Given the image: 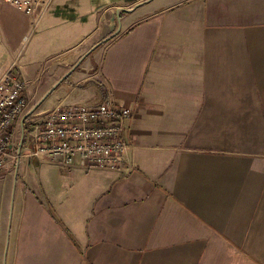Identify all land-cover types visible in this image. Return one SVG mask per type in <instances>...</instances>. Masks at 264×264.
Returning <instances> with one entry per match:
<instances>
[{"label": "crops", "instance_id": "crops-1", "mask_svg": "<svg viewBox=\"0 0 264 264\" xmlns=\"http://www.w3.org/2000/svg\"><path fill=\"white\" fill-rule=\"evenodd\" d=\"M16 57L0 264H264V0L0 4V76ZM104 100L131 111L133 171L23 157L45 114Z\"/></svg>", "mask_w": 264, "mask_h": 264}, {"label": "built area", "instance_id": "built-area-1", "mask_svg": "<svg viewBox=\"0 0 264 264\" xmlns=\"http://www.w3.org/2000/svg\"><path fill=\"white\" fill-rule=\"evenodd\" d=\"M50 0H0L29 17L43 11ZM37 19L31 22V34ZM19 57L0 76V169L8 159H19L11 151L13 128L27 106L26 84L19 70ZM131 111L104 100L96 106L57 107L45 114L30 132L31 147L23 154L27 159L45 158L62 170L131 172L135 169L125 125ZM79 163V165H78Z\"/></svg>", "mask_w": 264, "mask_h": 264}, {"label": "water", "instance_id": "water-1", "mask_svg": "<svg viewBox=\"0 0 264 264\" xmlns=\"http://www.w3.org/2000/svg\"><path fill=\"white\" fill-rule=\"evenodd\" d=\"M114 19H115V14L113 13L109 19V26L107 27L108 33L112 32L115 28Z\"/></svg>", "mask_w": 264, "mask_h": 264}, {"label": "rangeland", "instance_id": "rangeland-1", "mask_svg": "<svg viewBox=\"0 0 264 264\" xmlns=\"http://www.w3.org/2000/svg\"><path fill=\"white\" fill-rule=\"evenodd\" d=\"M99 10L102 11L103 9L99 8ZM29 40H30V38L28 39V41L25 42V44H24L22 50L28 45ZM21 77H22V76H21ZM22 79H23V78H22ZM23 81H24V79H23ZM24 82H25V81H24Z\"/></svg>", "mask_w": 264, "mask_h": 264}, {"label": "bare ground", "instance_id": "bare-ground-1", "mask_svg": "<svg viewBox=\"0 0 264 264\" xmlns=\"http://www.w3.org/2000/svg\"><path fill=\"white\" fill-rule=\"evenodd\" d=\"M129 109V108H128Z\"/></svg>", "mask_w": 264, "mask_h": 264}]
</instances>
